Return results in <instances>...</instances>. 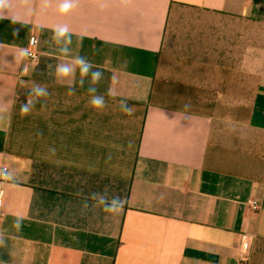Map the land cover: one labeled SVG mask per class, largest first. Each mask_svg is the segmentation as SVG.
Here are the masks:
<instances>
[{
	"label": "crops",
	"instance_id": "1",
	"mask_svg": "<svg viewBox=\"0 0 264 264\" xmlns=\"http://www.w3.org/2000/svg\"><path fill=\"white\" fill-rule=\"evenodd\" d=\"M57 8L11 0L0 20V264H264V0ZM58 24L103 72L102 111L78 72L54 76ZM36 83L50 95L21 115ZM106 187L119 214L89 199Z\"/></svg>",
	"mask_w": 264,
	"mask_h": 264
},
{
	"label": "clouds",
	"instance_id": "2",
	"mask_svg": "<svg viewBox=\"0 0 264 264\" xmlns=\"http://www.w3.org/2000/svg\"><path fill=\"white\" fill-rule=\"evenodd\" d=\"M79 0H57V11L60 15L70 14L78 5ZM97 4L102 5L103 0H96ZM49 6V0H41L42 10H47ZM11 8V0H0V20H3L10 15L8 11ZM11 17V16H10ZM13 19V17H11ZM14 20V19H13ZM51 39L58 46V53L62 56H71V43H72V31L67 24H58L52 29ZM50 68L52 66H49ZM79 74V85L81 88L85 86L87 81L88 86L86 94L89 97L88 103L96 110L102 111L106 108L107 102L103 95L98 94L96 85L103 79V72L99 69L94 70V65L84 56L75 55L71 56L69 61H62L55 65L54 76L58 80H71L76 74ZM115 79V77H113ZM68 95H75V88L69 87ZM50 95L46 86L36 83L30 88V93L27 98V102L20 105L19 112L21 115L30 114L38 103ZM109 95H113L112 90H109ZM187 109L189 104H185ZM120 111L127 116L134 114V107L130 106L127 98H121L119 101ZM49 152L55 155L56 149L50 148ZM0 180L6 181L10 186L15 184V176L8 169L0 170ZM3 193H0L2 196ZM89 199L95 201L97 206H102V210L111 213L119 214L127 203V198L119 194H110L109 189L106 187L102 192H93L90 194ZM87 206V205H85ZM23 216L17 215L13 220L12 227L19 231L22 227ZM4 244V239L0 236V246Z\"/></svg>",
	"mask_w": 264,
	"mask_h": 264
},
{
	"label": "built area",
	"instance_id": "3",
	"mask_svg": "<svg viewBox=\"0 0 264 264\" xmlns=\"http://www.w3.org/2000/svg\"><path fill=\"white\" fill-rule=\"evenodd\" d=\"M34 45H35V40L32 38L30 41V46H34ZM27 58L32 64H35L37 61V54L34 51H28L27 52ZM3 169H7V168H3ZM0 193H2V192L0 191ZM1 197L2 196H0V199H1ZM250 207H251V210L253 212H257L259 210V204L255 200L250 202ZM2 217H3V213L0 211V220L2 219ZM246 241H247V238L244 237L243 242L245 243V246H246Z\"/></svg>",
	"mask_w": 264,
	"mask_h": 264
}]
</instances>
